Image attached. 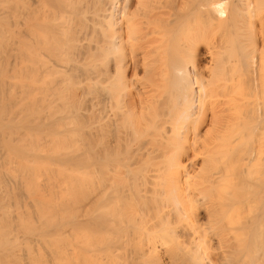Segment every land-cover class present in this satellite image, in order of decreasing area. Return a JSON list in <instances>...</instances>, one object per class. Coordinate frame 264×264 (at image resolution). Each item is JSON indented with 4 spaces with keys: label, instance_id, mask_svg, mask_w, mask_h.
<instances>
[{
    "label": "bare ground",
    "instance_id": "6f19581e",
    "mask_svg": "<svg viewBox=\"0 0 264 264\" xmlns=\"http://www.w3.org/2000/svg\"><path fill=\"white\" fill-rule=\"evenodd\" d=\"M0 7V264H264V0Z\"/></svg>",
    "mask_w": 264,
    "mask_h": 264
},
{
    "label": "rangeland",
    "instance_id": "374dc122",
    "mask_svg": "<svg viewBox=\"0 0 264 264\" xmlns=\"http://www.w3.org/2000/svg\"><path fill=\"white\" fill-rule=\"evenodd\" d=\"M0 9H1V7H0ZM28 112H29V111H28ZM21 130H22V129H21ZM21 130H19V132H20ZM23 130L26 131L25 129H23ZM21 132H23V131H21ZM21 132H20V133H21ZM2 152H3V150L1 151V156H0V161H1V163H2V161L4 160V157H2V155H3ZM4 174H5V173H4L3 171L0 172V175H2V177H4V176H3ZM6 176H7V175H6ZM20 190H21V191H20ZM20 190H17V191L11 192V193H10L11 196H10V195H9V196L12 197V196H13V193H16L17 195H14V197H16V196H17V197H18V196H19V197H24L25 199L22 200V198H21V200L24 201L23 204H25V205H23V204L21 203L20 198H18V200H20V201H18L19 203L16 202V201H14V202H16L15 204H18V206H16L15 204L12 203L13 200L11 201V199H13V198L9 199L8 202H7L6 199L9 198V197L6 196L7 194H4V196L7 197V198L4 197V199H5V201H4V202H5V205H7V204L9 203V205H7L6 207H7V208L9 207V209L11 208L10 210H11L12 212H14V214H15V212L17 213V210H18V209L16 210V207L19 208V205H20V209L22 208L21 210H24L25 212H28L29 206L27 205V203H29V200L32 198V193H30L29 189H25V188H24V189H20ZM22 191L25 192V193L28 192V193H27V197H28V198L30 197V199H28V198L25 197V196H26L25 193H23L22 195H24V196H22V195L20 194V193H22ZM15 199H17V198H15ZM27 199H28V200H27ZM30 202H31V200H30ZM13 205H14V206H13ZM21 205H22V207H21ZM10 206H11V207H10ZM23 206H24L25 209H23ZM7 208H6V209H7ZM13 209H14V211H13ZM21 210H18V213H19V211H21ZM11 211H10V212H11ZM8 212H9V210H8ZM8 212H7V213H8ZM22 212H23V211H22ZM14 214H13V215H14ZM9 215L13 216L12 214H9ZM16 215H17V214H16Z\"/></svg>",
    "mask_w": 264,
    "mask_h": 264
}]
</instances>
